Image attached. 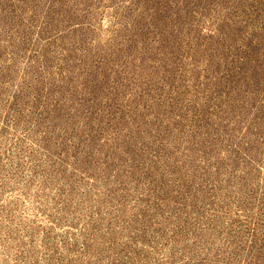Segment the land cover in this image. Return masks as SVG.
Returning a JSON list of instances; mask_svg holds the SVG:
<instances>
[{
    "label": "rangeland",
    "instance_id": "1",
    "mask_svg": "<svg viewBox=\"0 0 264 264\" xmlns=\"http://www.w3.org/2000/svg\"><path fill=\"white\" fill-rule=\"evenodd\" d=\"M0 264H264V0H0Z\"/></svg>",
    "mask_w": 264,
    "mask_h": 264
}]
</instances>
